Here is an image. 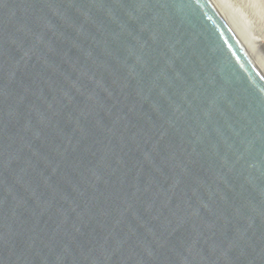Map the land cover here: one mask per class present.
<instances>
[{
  "label": "water",
  "instance_id": "obj_1",
  "mask_svg": "<svg viewBox=\"0 0 264 264\" xmlns=\"http://www.w3.org/2000/svg\"><path fill=\"white\" fill-rule=\"evenodd\" d=\"M0 264H264V53L222 0H0Z\"/></svg>",
  "mask_w": 264,
  "mask_h": 264
},
{
  "label": "rangeland",
  "instance_id": "obj_2",
  "mask_svg": "<svg viewBox=\"0 0 264 264\" xmlns=\"http://www.w3.org/2000/svg\"><path fill=\"white\" fill-rule=\"evenodd\" d=\"M238 23L250 27L264 53V0H222Z\"/></svg>",
  "mask_w": 264,
  "mask_h": 264
},
{
  "label": "bare ground",
  "instance_id": "obj_3",
  "mask_svg": "<svg viewBox=\"0 0 264 264\" xmlns=\"http://www.w3.org/2000/svg\"><path fill=\"white\" fill-rule=\"evenodd\" d=\"M240 26H241V28L245 31V33H247L249 36H250V38L251 39H253V40H255V35H254V33H253V31L250 29V27L249 26H247V25H245V24H242V23H238ZM255 43H257L256 41H255Z\"/></svg>",
  "mask_w": 264,
  "mask_h": 264
}]
</instances>
